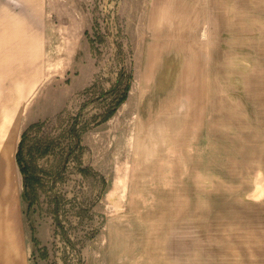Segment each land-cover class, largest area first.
Listing matches in <instances>:
<instances>
[{
  "label": "rangeland",
  "instance_id": "374dc122",
  "mask_svg": "<svg viewBox=\"0 0 264 264\" xmlns=\"http://www.w3.org/2000/svg\"><path fill=\"white\" fill-rule=\"evenodd\" d=\"M151 2L0 0V264H264V0Z\"/></svg>",
  "mask_w": 264,
  "mask_h": 264
},
{
  "label": "crops",
  "instance_id": "0c3cea01",
  "mask_svg": "<svg viewBox=\"0 0 264 264\" xmlns=\"http://www.w3.org/2000/svg\"><path fill=\"white\" fill-rule=\"evenodd\" d=\"M151 6L148 8L147 15H150V24L152 25L153 30L161 29L164 25L168 24V14H171L172 11H169V9H164L163 7L160 8L161 5H159V2L162 0H151ZM196 0H184V8L182 9V14L189 15V14H196V7H198L195 3ZM201 6L203 11L202 14H216V8H217V0H200ZM194 3V4H193ZM208 8V9H207ZM212 8V11H211ZM227 13V12H225ZM210 18V17H209ZM212 19V18H211ZM184 30H191L196 29V27H191L188 25L187 17L184 18ZM188 25V26H187ZM166 28V27H165Z\"/></svg>",
  "mask_w": 264,
  "mask_h": 264
}]
</instances>
